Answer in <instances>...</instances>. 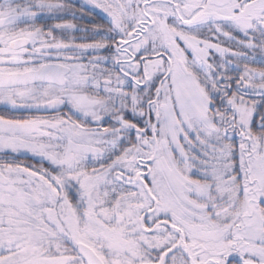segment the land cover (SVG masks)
Wrapping results in <instances>:
<instances>
[{
  "label": "snow or ice",
  "instance_id": "snow-or-ice-1",
  "mask_svg": "<svg viewBox=\"0 0 264 264\" xmlns=\"http://www.w3.org/2000/svg\"><path fill=\"white\" fill-rule=\"evenodd\" d=\"M0 264H264V0H0Z\"/></svg>",
  "mask_w": 264,
  "mask_h": 264
},
{
  "label": "rangeland",
  "instance_id": "rangeland-1",
  "mask_svg": "<svg viewBox=\"0 0 264 264\" xmlns=\"http://www.w3.org/2000/svg\"><path fill=\"white\" fill-rule=\"evenodd\" d=\"M73 2L77 3V4H80V3H83V0H73ZM78 23H83V24H86L85 21H78Z\"/></svg>",
  "mask_w": 264,
  "mask_h": 264
},
{
  "label": "flooded vegetation",
  "instance_id": "flooded-vegetation-1",
  "mask_svg": "<svg viewBox=\"0 0 264 264\" xmlns=\"http://www.w3.org/2000/svg\"><path fill=\"white\" fill-rule=\"evenodd\" d=\"M89 20H90V19H88V17H86V18L84 19L85 23H88Z\"/></svg>",
  "mask_w": 264,
  "mask_h": 264
},
{
  "label": "trees",
  "instance_id": "trees-1",
  "mask_svg": "<svg viewBox=\"0 0 264 264\" xmlns=\"http://www.w3.org/2000/svg\"><path fill=\"white\" fill-rule=\"evenodd\" d=\"M88 19H91V18L88 17ZM86 24H87V23H86Z\"/></svg>",
  "mask_w": 264,
  "mask_h": 264
}]
</instances>
